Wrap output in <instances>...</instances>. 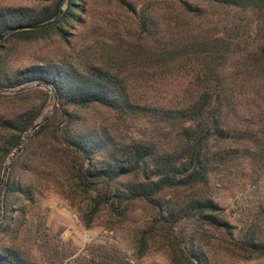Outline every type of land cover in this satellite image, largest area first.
Here are the masks:
<instances>
[{"label": "trees", "instance_id": "1", "mask_svg": "<svg viewBox=\"0 0 264 264\" xmlns=\"http://www.w3.org/2000/svg\"><path fill=\"white\" fill-rule=\"evenodd\" d=\"M26 1L36 2L40 8H0V35L14 27L47 22L58 13L63 0ZM116 1L134 11L127 0ZM178 1L185 12L194 16L203 12L188 0ZM192 1L259 13L264 25V0ZM80 2L65 0L66 7L55 24L20 30L0 42V88L47 82L58 97L52 115L29 137L41 117L48 91L36 88L12 95L0 93V100L24 102L17 111L5 107L0 112V185L6 161L23 135L30 132L5 184L0 234L13 241L0 244V264H30L14 239L25 232L36 233L39 228L41 233L45 231L41 222L33 229L35 224L29 225L27 215L42 193L51 189L68 200L84 199L81 219L87 228L102 218L112 225H124L137 204L147 206L151 218L149 226L135 238L137 258L158 241L166 248L170 264H211L205 250L209 230L231 236L229 251L237 257H264V238L254 230L238 233L236 238L235 228L222 216L223 208L211 197L198 193L209 186L224 165L239 158L264 160V100L243 123L241 106L230 91L236 80L250 84L264 81V46L254 52L245 50L235 59L233 42L224 34L193 43L183 44L180 40L159 52L146 51L145 44H137L141 52H136L133 47L123 49L99 40L98 52L91 53L92 49L87 48L86 55L75 62L77 54L68 37H74L77 26L84 24L82 16L86 10ZM152 23L151 18L141 16L143 40H155ZM257 36L251 32L248 35L250 39ZM52 39L68 46L74 54L72 59L60 54L56 59L41 58L31 64L14 65L18 47ZM197 54L202 58L199 73L194 76L198 89L188 99L171 107L135 101L128 89L132 78L127 69L136 65L161 68L165 63ZM233 60L236 64L231 72L233 65L229 64ZM35 95H41L42 101L33 102L31 97ZM26 100L30 103L25 104ZM89 108L105 110L121 123L131 118L157 122L163 125L162 130L170 131L166 138L175 143L159 146L153 137L146 138L145 133L138 132L131 134L128 142H121L112 134L108 121L93 126L80 124L78 112Z\"/></svg>", "mask_w": 264, "mask_h": 264}, {"label": "rangeland", "instance_id": "2", "mask_svg": "<svg viewBox=\"0 0 264 264\" xmlns=\"http://www.w3.org/2000/svg\"><path fill=\"white\" fill-rule=\"evenodd\" d=\"M127 1L134 11L118 5L116 0H81L80 3L86 10L82 16L84 24L77 26L74 37H68L73 41L70 44L75 47L74 53L77 54L75 62H79V58L86 55L87 48L92 49L91 53L95 50L98 52L99 40L118 44L123 49L133 47L136 52H141L137 44H145L146 51L159 52L169 49L180 40L183 44L193 43L224 34L233 42L231 51L236 54L235 59L245 50L254 52L264 46V25L259 13L227 10L188 0L192 6L197 5L203 11L200 16H194L191 12H185L178 0ZM7 7L37 10L40 4L26 0H0V8ZM142 15L153 21L155 40L146 41L140 36L139 24ZM250 32L258 36L250 39ZM16 52L19 53L14 62L15 66L31 64L41 58L56 59L60 54L69 55L72 59L73 54L68 46L56 39L46 43L22 45ZM201 62L202 58L197 54L196 57L183 61L165 63L161 68L136 65L126 70L129 78H132L128 89L140 104L175 106L198 89L194 76L199 73ZM233 62L236 61L229 64L230 67L233 65L231 72L236 64ZM240 82L241 80L233 82L230 91L241 106V122L247 123L248 116L264 100V81L253 82L254 84ZM31 98L33 102L34 99L39 100L37 103L42 101L41 95ZM23 103L0 100V112L5 107H12L17 111ZM29 103L26 100L25 104ZM53 105V96L48 92L40 118L50 117L57 102L54 108ZM78 115L83 126L104 124L108 121L112 134L121 142H128L131 134L138 132L145 133L146 138L153 137L159 146H173L175 143L167 139L166 133L170 131L162 130L163 125H158L157 122L154 124L148 120L143 122L131 118L121 123L114 120L113 114L100 108L80 110ZM29 134L30 132H26L23 136L26 138ZM218 172L212 177L208 187L198 191L199 195L211 197L223 208L222 216L235 228L233 232L236 238L238 233L247 230H254L258 237L264 238V160L255 157L239 158L224 165ZM83 202L82 198L65 199L52 189L42 193L27 215V222L29 225L35 224V230L41 222L45 231L41 233L39 228L36 233L25 232L14 239L15 246L24 253L30 264H170L166 248L156 240L144 256L137 258L135 238L141 229L149 226L151 218L147 206L137 204L128 223L124 225H112L102 218L87 228L81 219ZM12 241L0 234V244H10ZM232 242V237L227 234L207 231L205 250L210 263L264 264V257L244 260L233 255L229 251Z\"/></svg>", "mask_w": 264, "mask_h": 264}, {"label": "water", "instance_id": "3", "mask_svg": "<svg viewBox=\"0 0 264 264\" xmlns=\"http://www.w3.org/2000/svg\"><path fill=\"white\" fill-rule=\"evenodd\" d=\"M65 8V0H63L60 4L59 7V11L58 13L50 20H48L47 22L40 24V25H36V26H20V27H14L6 32H4L3 34L0 35V42L3 41L6 37H8L9 35L13 34L14 32L20 31V30H28V29H41V28H45L48 26H51L53 24H55L58 19L60 18L63 10ZM36 88H43L46 91H48L54 99V105L53 108L56 105L57 102V93L55 88L47 83H33L24 87H20V88H14V89H3L0 88V93L1 94H5V95H12L15 93H19V92H23V91H28V90H33ZM48 117H44V118H40L37 123L35 124V126L32 128V133L30 134L29 137H32L34 132L39 128V126L45 121V119H47ZM27 139L23 136L19 145L13 150V152L11 153L9 159L6 161L4 168H3V172H2V176H1V185H0V222L2 220L3 214H4V193H5V184H6V180H7V176H8V172L14 162V160L17 158V156L21 153L24 145L26 144Z\"/></svg>", "mask_w": 264, "mask_h": 264}]
</instances>
